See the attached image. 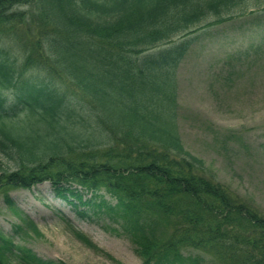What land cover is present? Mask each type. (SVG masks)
Here are the masks:
<instances>
[{
  "label": "trees",
  "instance_id": "1",
  "mask_svg": "<svg viewBox=\"0 0 264 264\" xmlns=\"http://www.w3.org/2000/svg\"><path fill=\"white\" fill-rule=\"evenodd\" d=\"M36 2L49 27L31 52L45 50L44 69L76 84L86 103L29 74L32 53L18 61L0 47V194L21 221L15 233L39 227L10 191L49 182L82 218L126 237L141 264H264V213L185 149L177 83L190 34L258 15L264 0H0V28L24 16L16 6ZM0 264L64 263L0 229Z\"/></svg>",
  "mask_w": 264,
  "mask_h": 264
},
{
  "label": "rangeland",
  "instance_id": "2",
  "mask_svg": "<svg viewBox=\"0 0 264 264\" xmlns=\"http://www.w3.org/2000/svg\"><path fill=\"white\" fill-rule=\"evenodd\" d=\"M263 8V9H262ZM258 15H246L202 26L178 69V131L185 149L205 162L208 172L264 213V6ZM22 18L0 28V47L23 61L32 53L33 74L81 103L84 92L67 78L44 67L50 57L34 47L35 37L49 27L40 19L39 5H18ZM211 23V22H210ZM209 24V23H208ZM1 27V26H0ZM3 30V31H2ZM14 33V35H9ZM178 40V39H176ZM42 43V42H41ZM42 43L40 47H43ZM107 200L109 194L102 191ZM10 196L39 231L20 236L21 223L0 194V229L45 260L64 264H141L126 238L105 229L98 219L82 218L52 185L43 182L32 189H14ZM69 225L86 235L105 254L78 240Z\"/></svg>",
  "mask_w": 264,
  "mask_h": 264
}]
</instances>
